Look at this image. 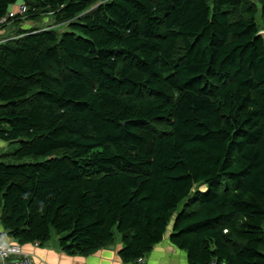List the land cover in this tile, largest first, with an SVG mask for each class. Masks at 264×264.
Instances as JSON below:
<instances>
[{
  "label": "trees",
  "instance_id": "1",
  "mask_svg": "<svg viewBox=\"0 0 264 264\" xmlns=\"http://www.w3.org/2000/svg\"><path fill=\"white\" fill-rule=\"evenodd\" d=\"M17 1L64 30L0 43L5 234L134 264L169 225L187 264H264V0Z\"/></svg>",
  "mask_w": 264,
  "mask_h": 264
},
{
  "label": "crops",
  "instance_id": "2",
  "mask_svg": "<svg viewBox=\"0 0 264 264\" xmlns=\"http://www.w3.org/2000/svg\"><path fill=\"white\" fill-rule=\"evenodd\" d=\"M20 4V1H17L14 5L9 6L7 11L14 12ZM14 22L17 23V21ZM15 23L9 21L0 25V43L12 38V34L9 33L13 32V28L16 26ZM6 145V143L0 141V156L8 149ZM2 161L0 159V162ZM169 231L170 227L168 225L163 239L154 245L149 253L143 257L145 264H187L185 253L168 242L167 236ZM0 236L4 243L16 245L35 264H125L117 256V251L120 248L118 237L115 238L112 244L104 246L88 256L68 257L59 252L55 236H52L48 242L41 246H34L33 244L18 245L5 234L1 225Z\"/></svg>",
  "mask_w": 264,
  "mask_h": 264
},
{
  "label": "built area",
  "instance_id": "3",
  "mask_svg": "<svg viewBox=\"0 0 264 264\" xmlns=\"http://www.w3.org/2000/svg\"><path fill=\"white\" fill-rule=\"evenodd\" d=\"M26 9L23 4H20L14 12H8L7 18H12L14 15L22 16ZM4 18L0 19V23L4 22ZM0 264H35L31 258L20 251L16 245H11L3 242L0 236ZM134 264H145L144 258H138ZM209 264H218L210 262ZM222 264V263H221Z\"/></svg>",
  "mask_w": 264,
  "mask_h": 264
},
{
  "label": "rangeland",
  "instance_id": "4",
  "mask_svg": "<svg viewBox=\"0 0 264 264\" xmlns=\"http://www.w3.org/2000/svg\"><path fill=\"white\" fill-rule=\"evenodd\" d=\"M20 1V0H19ZM18 1V2H19ZM252 2H255V0H252ZM20 3H22V1H20ZM22 17V16H21ZM23 18V17H22ZM18 22V21H17ZM31 28H37V29H46L48 27L54 29L57 33H61L64 30L63 25H56L54 26L52 21L48 18V17H42L41 19H39L36 22H31V21H27L26 19H23V21L21 23H19L17 26H15L13 28V32L11 31L9 34H12V37H14V32H16V30L21 29V30H26L24 28L30 29ZM8 34V33H7ZM6 147L8 148L7 150H5V152H11L12 149L15 148L14 144H10V145H6ZM3 163H11L9 160L7 159H2ZM201 187V186H200ZM200 190V189H199ZM203 190V188H202ZM181 209V205H177L174 213L171 215V219L174 217V215L179 212ZM53 234V233H52Z\"/></svg>",
  "mask_w": 264,
  "mask_h": 264
},
{
  "label": "water",
  "instance_id": "5",
  "mask_svg": "<svg viewBox=\"0 0 264 264\" xmlns=\"http://www.w3.org/2000/svg\"><path fill=\"white\" fill-rule=\"evenodd\" d=\"M257 35L260 37V39L262 40L263 46H264V31H260L257 33Z\"/></svg>",
  "mask_w": 264,
  "mask_h": 264
}]
</instances>
